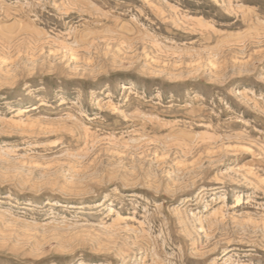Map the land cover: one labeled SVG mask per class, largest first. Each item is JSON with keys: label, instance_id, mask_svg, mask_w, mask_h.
Segmentation results:
<instances>
[{"label": "rangeland", "instance_id": "obj_1", "mask_svg": "<svg viewBox=\"0 0 264 264\" xmlns=\"http://www.w3.org/2000/svg\"><path fill=\"white\" fill-rule=\"evenodd\" d=\"M0 264H264V0H0Z\"/></svg>", "mask_w": 264, "mask_h": 264}]
</instances>
